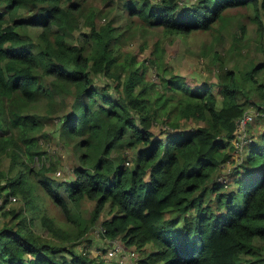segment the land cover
<instances>
[{"label":"trees","instance_id":"obj_1","mask_svg":"<svg viewBox=\"0 0 264 264\" xmlns=\"http://www.w3.org/2000/svg\"><path fill=\"white\" fill-rule=\"evenodd\" d=\"M62 1L0 0V160L8 159L0 211L9 219L0 227V264H106L75 249L86 226L68 232L35 213L38 189L69 221L66 199L94 202L88 224L106 206L112 215L97 231L131 247L137 264H264V129L255 136L245 125L250 141L231 161L237 119L251 113L253 100L240 97L223 67L216 81L190 86L163 63L158 40L145 59L122 53L116 24L124 12L128 26L143 31L187 34L215 23L219 30L226 10L251 6L262 32L264 0H120L121 13L99 25L98 9ZM82 25L80 43L67 42ZM149 66L156 78L147 76ZM263 67L264 56L244 76ZM97 77L107 82L97 86ZM255 107L252 115L264 109ZM54 118L59 143L74 158L52 184L55 163L31 164L46 155ZM19 196L18 209L4 207Z\"/></svg>","mask_w":264,"mask_h":264},{"label":"rangeland","instance_id":"obj_2","mask_svg":"<svg viewBox=\"0 0 264 264\" xmlns=\"http://www.w3.org/2000/svg\"><path fill=\"white\" fill-rule=\"evenodd\" d=\"M67 2L68 0H63L62 4L64 5ZM119 2L120 0H84L86 9H98L101 14H104L105 17L97 16L95 18L97 25L112 17L115 18V14H118V12L121 13ZM113 6L115 9L112 8ZM224 15L225 18L221 21L224 23L219 30H215V23L213 28L208 31L176 34L165 32L161 27L147 28L143 31L141 28H138L134 22L133 26L129 27L128 25H130L129 21L131 18L123 12L116 17V24L119 26L122 34V39L120 40L121 52H134L138 57L145 59V56H148L153 47V42L158 40L160 45L165 49L163 52V63L167 65L171 72L183 75L190 86H194L195 84L200 85L203 81L208 83H210V81H216L218 69L223 67V69L233 72L235 83L241 91L240 97L243 96L248 100H253L254 104L257 106L264 105V97L260 93L261 88L257 86L261 84V87L264 89V67L254 74L253 79L244 76L245 70H249L251 66L261 61L264 56V11L259 9L260 24L261 27H263L260 31L262 32H259L257 29L258 23L253 19L254 12L251 6L228 9L224 12ZM132 18L135 19L134 17ZM239 26H242V31L240 33ZM84 31L87 32L88 30L82 25L79 29L75 30V32L67 35L66 41L72 44H79L81 41V32ZM29 33L35 36L38 30H31ZM215 57L217 59L216 63L212 64ZM147 71V76L149 78H156L151 66H149ZM94 80L97 86L107 82L104 77H97ZM213 91H217L215 86H213ZM255 105H249L246 108L256 113L255 111H257V109ZM43 110L44 108L42 105L40 106V112ZM262 112L264 113V109L261 108L259 114H254L252 120L246 125L250 134L252 133L256 136L264 129V115H261ZM56 121L57 119L54 118L46 125L51 135L48 141L44 140L46 155L42 156L40 160L36 159L32 164L30 162L31 167L35 168H37V164L41 165V162H43L45 166L49 165V167L52 165L50 162L55 163L53 168H55L54 173L57 179H53V181H51L52 184L64 177L61 173L62 166L65 168L67 165L71 164V160L74 158L71 151L68 153V149L62 147L59 143L63 140V137L58 134L56 128H53L54 123L57 127ZM41 142H43L42 139ZM244 153V150L238 154L233 151L231 153L232 163L239 162ZM7 160L6 158L0 160V170L3 172L7 170ZM232 163L227 162L224 166L227 174ZM45 174L47 175L49 172L45 171ZM31 179L35 181L38 177H33ZM38 192H40L42 199H37L36 214L39 216L45 214L53 217L56 223L68 232H75L78 228H82L83 226L88 228L84 237L81 238L82 241L80 242L81 239L79 240L75 249L89 253L96 260L102 258L103 253L109 249V247L106 248L107 243L111 241V243H119L130 250L131 247L126 246L122 242L114 241L115 239H104L101 237L100 232L96 233L97 231L95 229L101 228V221L99 220L109 216L106 206L104 207V211L100 214L99 220L94 222V224H88L87 218L90 215L94 202L85 198L77 203H73L66 199L68 214L73 218V221H69L65 213L57 205L51 202L39 191V189ZM8 204L11 209H18L22 204V198L20 196L19 199L11 197L4 207ZM26 213L29 214L28 210H26ZM8 222L9 219L2 216L0 211V227ZM43 234L47 233L44 232ZM83 242L85 246H82ZM135 252L139 254V251H136V249ZM135 260V258L127 260V264H137V260Z\"/></svg>","mask_w":264,"mask_h":264},{"label":"built area","instance_id":"obj_3","mask_svg":"<svg viewBox=\"0 0 264 264\" xmlns=\"http://www.w3.org/2000/svg\"><path fill=\"white\" fill-rule=\"evenodd\" d=\"M252 116H253L252 113H244L242 116H240L237 119V124L239 125L240 128L236 135V138L233 140L234 150L236 154L241 153V151L243 150L245 151L244 145L250 141V138H248V135L244 131V127L250 121ZM128 256L130 257V259H134L132 251H129ZM108 264H123V259L122 258L115 259L114 261H109Z\"/></svg>","mask_w":264,"mask_h":264},{"label":"crops","instance_id":"obj_4","mask_svg":"<svg viewBox=\"0 0 264 264\" xmlns=\"http://www.w3.org/2000/svg\"><path fill=\"white\" fill-rule=\"evenodd\" d=\"M216 62L214 61L212 64H215ZM248 110V109H247ZM252 113V111H250ZM112 214H109L108 217H111ZM105 219V218H104ZM97 231V229H95ZM98 233V231L96 232ZM114 241H119L122 242L120 239L115 238ZM112 242V241H111ZM107 243L106 248L109 247V249H107L103 255H102V259H105L106 263L109 261H114L115 259H123V264H127V260H130V257L128 256V253L130 250H128V248L123 247V245L119 244V243ZM123 243V242H122ZM82 246H85L84 242L82 243ZM129 247V246H128ZM120 249V250H119Z\"/></svg>","mask_w":264,"mask_h":264}]
</instances>
